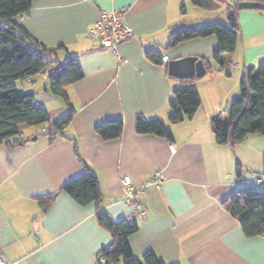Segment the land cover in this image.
<instances>
[{
    "label": "crops",
    "instance_id": "crops-1",
    "mask_svg": "<svg viewBox=\"0 0 264 264\" xmlns=\"http://www.w3.org/2000/svg\"><path fill=\"white\" fill-rule=\"evenodd\" d=\"M215 2L206 10L192 0H34L19 17L32 36L57 49L59 64L53 68L74 57L84 77L66 87L75 115L55 141L43 134L46 126L23 125L24 144L0 146V253L6 261L97 264L111 242L98 222V214L105 213L113 222L139 227L129 238L139 259L153 252L165 264H264V235L247 237L224 206L245 189V181L264 175V136L218 144L211 124V117L240 95L246 70L264 63V0L252 2L259 8L245 9L239 8L245 0ZM113 10L124 13L134 31L118 56L88 36L101 11ZM230 13L239 36L223 68L213 59L219 47L215 36L168 48L173 30L228 24ZM188 56L206 59L210 71L194 81L201 107L180 121L171 103L177 82L168 62ZM16 85L34 92L36 103L52 117L67 113L65 101L45 90L46 73ZM139 115L161 119L172 129L173 141L138 134ZM119 119L122 136L103 141L96 127ZM87 170L97 176L102 200L82 206L61 189ZM156 172L164 175L163 182L147 184ZM126 176L135 187L145 186V194L138 195L144 217L126 201ZM55 194L42 210L36 197Z\"/></svg>",
    "mask_w": 264,
    "mask_h": 264
},
{
    "label": "trees",
    "instance_id": "trees-1",
    "mask_svg": "<svg viewBox=\"0 0 264 264\" xmlns=\"http://www.w3.org/2000/svg\"><path fill=\"white\" fill-rule=\"evenodd\" d=\"M34 0H0V146L16 147L28 139L21 136V126H46L44 135L56 140L72 123L75 109L70 104L66 87L81 80L84 72L76 58L69 57L59 64L57 49L49 48L32 36L20 23L19 17L27 13ZM202 9L211 10L215 0H192ZM215 36L219 47L213 52V59L221 68L226 54L237 48L239 25L234 13L229 23L206 24L193 29L173 30L168 48L180 43ZM162 63L161 55L156 56ZM203 59V58H201ZM207 71L208 62L203 59ZM51 67V69H49ZM46 73L45 90L62 98L68 106L66 114L52 117L49 111L36 103L34 92L17 87L20 80ZM193 79H175L172 106L178 120L192 118L202 104L201 96ZM227 116V119L224 117ZM215 140L218 144H238L250 136H264V63L259 69L246 70L240 85V95L230 105L211 117ZM121 119L105 122L96 127L97 135L103 141L119 139L123 134ZM136 131L142 135H154L173 141V131L161 119H146L139 115ZM61 191L69 194L78 204L85 206L102 200L99 180L87 170L85 174L66 183ZM55 195H41L36 199L42 210H47ZM228 212L239 220L247 237L264 235V191L239 190L224 203ZM99 224L111 235V242L101 249L97 264H165L153 252H147L142 259L134 256L129 238L139 227L127 220L113 222L105 213L98 214Z\"/></svg>",
    "mask_w": 264,
    "mask_h": 264
},
{
    "label": "built area",
    "instance_id": "built-area-1",
    "mask_svg": "<svg viewBox=\"0 0 264 264\" xmlns=\"http://www.w3.org/2000/svg\"><path fill=\"white\" fill-rule=\"evenodd\" d=\"M247 2H255L258 0H245ZM234 4V3H231ZM88 36L91 39L99 41L100 49L109 51L113 54H119V46L121 43L130 40L134 37V31L131 26L125 22L124 13L120 11H101L98 21L89 29ZM171 151L175 152V147L171 146ZM164 180V175L156 172L147 179V184L160 185ZM122 185L126 191V201L132 204L135 211L141 217H144L142 210L143 203L138 198V195L145 194V186L135 187L129 176L122 180ZM244 187L250 191H264V175H257L253 180L244 182ZM0 264H12L4 259L0 253Z\"/></svg>",
    "mask_w": 264,
    "mask_h": 264
},
{
    "label": "water",
    "instance_id": "water-1",
    "mask_svg": "<svg viewBox=\"0 0 264 264\" xmlns=\"http://www.w3.org/2000/svg\"><path fill=\"white\" fill-rule=\"evenodd\" d=\"M239 8H259V5L247 2L239 6ZM168 73L176 79H199L205 77L207 68L205 67L203 59H200L198 56H188L169 61Z\"/></svg>",
    "mask_w": 264,
    "mask_h": 264
},
{
    "label": "rangeland",
    "instance_id": "rangeland-1",
    "mask_svg": "<svg viewBox=\"0 0 264 264\" xmlns=\"http://www.w3.org/2000/svg\"><path fill=\"white\" fill-rule=\"evenodd\" d=\"M35 127H38V126H35Z\"/></svg>",
    "mask_w": 264,
    "mask_h": 264
}]
</instances>
